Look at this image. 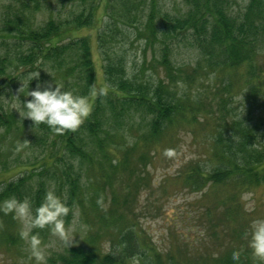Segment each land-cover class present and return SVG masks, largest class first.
Wrapping results in <instances>:
<instances>
[{"label":"trees","instance_id":"obj_1","mask_svg":"<svg viewBox=\"0 0 264 264\" xmlns=\"http://www.w3.org/2000/svg\"><path fill=\"white\" fill-rule=\"evenodd\" d=\"M14 1L17 4L12 9L8 6L0 17V145L9 141V134L18 135L22 131L19 123L28 124L26 118L21 120L12 110L4 111L2 103L11 94L12 85L18 84L29 71L43 66L51 74L40 69V82L54 78L80 94L88 92L90 83L98 82L90 38L70 36L93 26L102 6L108 20L97 36L99 49L103 51L106 93L92 99L90 114L75 130L53 133L47 125L35 126L31 121L34 130L31 141L36 144L33 149L40 150V158L26 162L31 168L24 169L18 177L8 180L0 177V199L27 196L35 206L41 202L45 190L54 187L70 207L66 224L71 223L76 210L87 218L88 246L54 254L47 264H177L172 257L163 261L160 251L149 254L154 249L148 240L141 239L130 205L132 191L138 186L119 185L118 180L114 186L115 179L111 176L117 178L126 173L132 179L150 160L153 145L162 143L173 131L195 125L205 110L215 112L214 107L209 109L190 98L186 91L178 92L179 87L189 89L209 76L221 81L214 89L219 104L237 95V88L243 95L257 93L264 98V0H249L239 14L232 13L228 0H190L187 11L174 16L161 13L160 0H119L117 7L115 0H81L87 7L81 6L70 19L50 17L44 23L37 21L36 14L45 8L47 0ZM141 3L149 8L145 17L136 15ZM123 39L144 43L142 75L148 67L157 72L160 66L162 72L146 80L137 73L130 76L125 55L115 49L116 43L120 45ZM181 44L197 52L195 66L174 63L173 45ZM149 49L153 52L152 59H147ZM36 84L34 78L29 88L34 89ZM225 108L223 105L221 109ZM221 115L215 117L211 136L210 170L193 164L177 176H183L186 184L192 183L198 190L217 191L221 185L232 186L234 190L222 203L230 204L225 207L227 219L240 229L243 214L240 196L253 186L264 184V138L259 136L264 122L229 120L223 112ZM118 127L133 134L132 144L120 142L124 134H118ZM26 148L27 145L21 152ZM132 157L137 165H132ZM19 160L5 159L0 153V176L14 165L25 164ZM86 171L91 181L83 184ZM116 189L124 195L119 193L117 197ZM19 223L11 213L0 212L1 244L9 248L22 244ZM46 228L33 231L44 238ZM243 231L242 228L240 232ZM105 241L110 242L108 251L101 245ZM234 250L239 252L237 260L231 259ZM209 264L264 262L254 257L250 248L234 247L211 256Z\"/></svg>","mask_w":264,"mask_h":264},{"label":"rangeland","instance_id":"obj_2","mask_svg":"<svg viewBox=\"0 0 264 264\" xmlns=\"http://www.w3.org/2000/svg\"><path fill=\"white\" fill-rule=\"evenodd\" d=\"M47 1L45 8L36 14L39 23H44L50 17L63 20L70 19L72 15L80 11L81 6L87 7V5L82 4L81 0ZM115 1L117 7L119 0ZM248 2L249 0H228V5L232 13L239 14L244 10ZM189 3L190 0H160L158 8L162 14L182 15L190 7ZM16 4L14 0H0V17L7 11L8 6L12 9ZM148 10V5L145 6L144 3H141L136 9V15L145 17ZM107 20L105 8L102 6L93 26L81 28L70 36H85L90 38L92 55L97 71V84L104 86L102 72V64L104 62L103 51L99 49L97 34L104 29ZM1 27L2 19L0 18V34ZM121 41L120 45L119 42L116 43L117 47L115 49H120L119 51L125 55L130 76L137 73L139 77L146 80L155 77V73L162 72L160 66L159 70L156 69L157 72L148 67L147 71L145 70V74L142 75L141 69L144 59L142 50L144 43L141 40L138 41V39L133 42L128 39ZM196 53L195 49L187 44H181L179 47L173 45L172 48L173 61L179 66H195L198 59ZM146 55L147 59H152V50L149 49ZM47 81H53L54 86V78H49ZM218 83H221V81L208 76L207 78L199 79L189 89L179 87L177 89L178 92L186 91L190 98L201 101L209 109L214 107L215 112L211 113L210 110L208 112L205 110L203 115L198 117L199 121L195 125H188L181 128L180 131H173L166 135L162 143L153 145L151 147L150 160L145 166L141 167V170H138L134 174L132 179L126 173L119 175L117 178H115L114 174L111 176V178L115 179L114 186H116L117 180L120 183L119 185L124 183L125 185L138 186L133 189L137 190L132 191L134 193L131 199L132 203L130 204L132 210L135 211L134 221L141 239L148 240V245H151L154 249L149 254L160 251L159 253H161L163 261H170L172 257V261L177 264H209L211 256L224 254L234 247L249 248L247 237L245 236L249 221L255 216H264V184L253 186L250 190L242 192L243 194L240 196L243 209L240 220L241 227L244 229L243 232H240L242 228L239 229V227H236L234 223H230L227 219L225 207L227 208L230 204L227 202L225 206L222 203L234 190L232 186L221 185L217 188V191L198 190L192 187V183L186 184L183 176H177L180 172L187 171V168L193 164H199L202 168L210 170L212 165L209 159L210 147L213 144L211 136L215 126V117H223L221 115L222 112L229 120L238 118L253 122L260 119L262 121L260 123L264 122V98L262 96L257 93L243 95L237 88V95L230 99L228 98L226 102L224 99L223 104L222 101L219 104V96L214 95V89ZM20 85L21 82L12 85L9 90L11 94L5 96L2 103L4 111L12 110L17 114L18 118H20L19 113L17 110L12 109L10 97L18 95L22 102L25 99H31L30 96L25 97L23 95L26 93L27 88L22 89L21 93L18 92ZM14 99L15 97H11V100ZM223 105H226L225 110L221 109ZM26 119L28 120V124H25V126H23L22 122L19 123L22 131L18 135L15 133L9 134V141H3L0 145V153H3V158L7 159V157H10V160L15 158L20 159L19 162H25V164H21L20 166L14 165L9 171L3 172L0 176L2 179L8 180L18 177L24 172V169L31 168L26 162L33 163L40 158V150L37 148L33 149V146L36 144L34 141H31V134L34 132L31 120L29 118ZM144 122L147 123V119ZM262 129L259 136L264 138V131ZM118 134H124L121 136V143L132 144L134 138L131 136L133 134H128L124 128L122 131L119 128ZM14 140L29 141L26 150L22 152L15 151L16 141ZM131 163L132 165H137L134 157H132ZM105 165L108 166L109 164L106 163ZM89 174L87 171L84 174L82 178L83 184L91 181ZM115 191L118 192V189ZM237 191L240 193L241 190L237 189ZM119 193L124 195L120 190L116 196ZM109 196L112 197V194ZM119 199L121 202V197ZM86 220L87 218H83L78 210L75 211L71 221L73 228L67 242L52 235L47 228L45 229L43 236L45 235L46 237L42 239L48 244L46 264L48 263V258L54 254H62L72 247L88 246L86 238L89 233V222ZM19 228H21V223H19ZM72 237H74L73 241ZM244 237L246 238L244 239ZM21 243V245L15 248H9L7 245L0 243V264H35V261L29 258L27 243L24 240ZM101 245H104L106 250L110 246V242H101Z\"/></svg>","mask_w":264,"mask_h":264},{"label":"clouds","instance_id":"obj_3","mask_svg":"<svg viewBox=\"0 0 264 264\" xmlns=\"http://www.w3.org/2000/svg\"><path fill=\"white\" fill-rule=\"evenodd\" d=\"M40 69L50 73L48 69L41 66L19 79L21 85L18 92L21 93L22 89L27 88L23 95L30 96L31 99H25L22 102L18 95H12L11 97H15L14 100L10 97L12 109L18 111L21 120L29 118L35 126L43 123L53 133L75 130L90 114L92 99L105 95L106 87L93 81L88 85V92L80 94L73 88H66L55 79L54 86L53 81L40 82L38 80ZM34 78L37 79L36 87L29 90V84ZM27 144H29L27 140L17 141L15 151H21ZM69 211L70 207L66 200L56 193L54 187L46 189L41 202L35 206L27 196L20 199L10 195L0 199V212L11 213L13 219L21 223L19 236L27 243L29 258L34 260L35 264H46L48 244L44 242L40 233L33 229L47 227L52 235L67 242L73 228L72 223L66 224L65 221ZM245 236L252 255L264 261V216H255L249 221ZM238 257L239 252L234 250L231 253V259L237 260Z\"/></svg>","mask_w":264,"mask_h":264}]
</instances>
